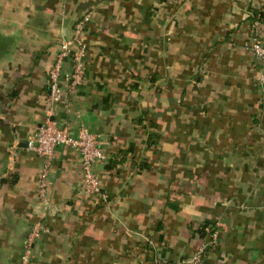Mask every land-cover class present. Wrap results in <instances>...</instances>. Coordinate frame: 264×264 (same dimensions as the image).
Listing matches in <instances>:
<instances>
[{
  "label": "crops",
  "instance_id": "obj_1",
  "mask_svg": "<svg viewBox=\"0 0 264 264\" xmlns=\"http://www.w3.org/2000/svg\"><path fill=\"white\" fill-rule=\"evenodd\" d=\"M82 33L85 77L48 117L47 72ZM0 264H264V0H0ZM70 58L61 73L72 70ZM46 120L85 126L106 155L101 196L78 153L44 162L27 142ZM202 229L203 235L198 234Z\"/></svg>",
  "mask_w": 264,
  "mask_h": 264
},
{
  "label": "built area",
  "instance_id": "obj_2",
  "mask_svg": "<svg viewBox=\"0 0 264 264\" xmlns=\"http://www.w3.org/2000/svg\"><path fill=\"white\" fill-rule=\"evenodd\" d=\"M88 16L84 17L76 26L74 37L60 46V52L56 62L47 72L49 81V95L47 97L48 117L59 104L69 101L77 88L82 84L85 70L82 57L85 46L81 42V35L86 25ZM245 47L252 53L261 66L258 81L262 89V105L264 109V43L257 39L248 40ZM64 58H70L73 63L72 70L67 74L61 73V63ZM59 145L69 146L79 155V166L82 182L80 189L84 194L101 196V180L96 170V165L106 160L102 147V141L97 134L81 126L75 137L68 131L60 129L54 122L47 120L43 125L36 128L27 142V150L32 151L43 160L44 168L37 186V200L40 204L38 217L42 218L48 212L51 204L48 199L47 183L45 175L47 165L53 158L55 148ZM46 228L40 222L30 230L24 241L20 264H29L28 256L32 243L38 239ZM189 264H202L200 253H196L188 262Z\"/></svg>",
  "mask_w": 264,
  "mask_h": 264
},
{
  "label": "trees",
  "instance_id": "obj_3",
  "mask_svg": "<svg viewBox=\"0 0 264 264\" xmlns=\"http://www.w3.org/2000/svg\"><path fill=\"white\" fill-rule=\"evenodd\" d=\"M11 46H12V39L6 37L0 32V59L10 53ZM202 229H204V227H202L201 230H198V234L203 235L204 232H202Z\"/></svg>",
  "mask_w": 264,
  "mask_h": 264
},
{
  "label": "rangeland",
  "instance_id": "obj_4",
  "mask_svg": "<svg viewBox=\"0 0 264 264\" xmlns=\"http://www.w3.org/2000/svg\"><path fill=\"white\" fill-rule=\"evenodd\" d=\"M82 37H83V36L81 35V38H80V39H81V41H82ZM46 122H47V120L45 121V123H46ZM45 123H43V124H45ZM43 124H42V125H43ZM62 130H63V129H62Z\"/></svg>",
  "mask_w": 264,
  "mask_h": 264
}]
</instances>
